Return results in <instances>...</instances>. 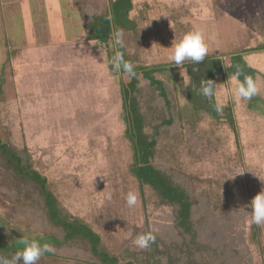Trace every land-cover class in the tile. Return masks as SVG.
<instances>
[{
    "label": "rangeland",
    "instance_id": "obj_1",
    "mask_svg": "<svg viewBox=\"0 0 264 264\" xmlns=\"http://www.w3.org/2000/svg\"><path fill=\"white\" fill-rule=\"evenodd\" d=\"M132 1L137 32L131 39L121 32V39L137 62L171 65L167 57L175 44L198 30L209 48L202 62L155 73L169 107L147 80L140 81L146 130L157 140L156 164L200 199L195 215L205 240L215 249L223 246L235 263L264 264V225L252 223L250 206L264 190V0ZM107 2L0 0V137L26 147L63 204L113 250L136 248L134 232L146 226L165 241L176 233L172 209L128 172L120 72L108 68L115 40L96 48L77 22L78 13H99ZM236 54L259 87L250 102L231 94L239 83L232 68L237 63L231 65ZM209 79L216 83L215 96L206 99L199 89ZM214 103L223 106L222 114ZM169 117L170 124H161ZM130 191L138 197L133 207L126 203ZM25 209L14 213L0 194L4 246L19 244L25 234L55 247L37 264H89L79 251L70 253L45 234L21 228L17 220ZM21 246L0 248V258L10 259Z\"/></svg>",
    "mask_w": 264,
    "mask_h": 264
},
{
    "label": "trees",
    "instance_id": "obj_2",
    "mask_svg": "<svg viewBox=\"0 0 264 264\" xmlns=\"http://www.w3.org/2000/svg\"><path fill=\"white\" fill-rule=\"evenodd\" d=\"M133 8L132 0H108L99 13L92 12L88 16L78 13L77 22L83 27L86 42L102 49L110 40H116L118 31L123 34L126 32V38L131 39L133 33L137 32L136 22L130 17ZM114 52H120L126 61L133 63L136 72V76L130 78L119 71L121 119L125 126L124 138L130 148L128 172L140 188L148 186L152 190L160 205L172 209L176 238L165 241L146 226L136 230L134 237L152 232L156 241L148 249L132 247L111 250L89 223L73 215L63 204L47 178L33 167L27 148L17 149L3 142L0 137V194L3 200L12 205L14 213H20V207L21 210L26 208L17 224L30 233L45 234L54 244L68 249L70 253L79 251L89 264H238L225 256L223 246L215 249L204 239L201 222L195 215L200 207V199L194 191L155 162L157 140L146 130V119L140 105V81L147 80L148 85L158 91V96L169 107L164 83L155 73L164 74L165 68L171 65L141 64L127 53L125 45H116ZM112 57L108 55L109 69H113ZM241 59L242 55H234L231 65L237 63L245 67L243 61L239 63ZM171 121V117L162 119L161 124H170ZM256 236L253 235L254 238ZM4 242L0 223V248L22 247L13 243L7 247L2 244Z\"/></svg>",
    "mask_w": 264,
    "mask_h": 264
},
{
    "label": "clouds",
    "instance_id": "obj_3",
    "mask_svg": "<svg viewBox=\"0 0 264 264\" xmlns=\"http://www.w3.org/2000/svg\"><path fill=\"white\" fill-rule=\"evenodd\" d=\"M111 19V17H109ZM115 45L124 47V41L121 39V33H116ZM209 55V48L205 42V36L203 31H193L187 33L183 38L175 44L173 51L168 55L167 60L171 65L182 66L185 65V61L191 63L202 62L205 57ZM112 67L116 71H123L128 74L130 78L136 76L133 63L126 61L120 52H116L111 60ZM233 76L239 81L234 89L231 90V94L237 102L241 100L251 101L253 97L258 96L259 87L257 81L250 75L244 73V69L239 64H234ZM243 75L244 81L241 82L239 77ZM216 83L213 80H202L199 89L200 94L206 98L211 99L215 96ZM214 111L217 113H223V106L218 103L212 105ZM109 199L111 198L109 194ZM137 194L133 191L127 193L126 203L129 207H133L137 204ZM250 206L251 221L257 226L264 225V190L257 193L251 200ZM156 241V236L152 232H147L138 235L133 243L139 249H148ZM18 243L23 245L22 251L15 252L10 259L0 258V264H19L22 260L23 264H37V262L44 256L45 253L55 252V247L49 243L41 244L35 238H29L27 235H23Z\"/></svg>",
    "mask_w": 264,
    "mask_h": 264
}]
</instances>
